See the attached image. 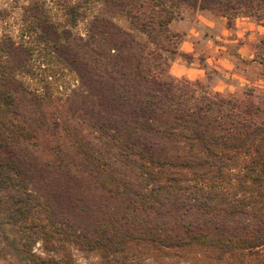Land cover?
<instances>
[{"label":"trees","instance_id":"obj_1","mask_svg":"<svg viewBox=\"0 0 264 264\" xmlns=\"http://www.w3.org/2000/svg\"><path fill=\"white\" fill-rule=\"evenodd\" d=\"M95 1L81 44L31 15L85 87L80 106L31 87V49L0 40V264H264V106L151 72L109 17L140 20L139 0ZM177 2L264 17V0H149L134 28L156 45Z\"/></svg>","mask_w":264,"mask_h":264},{"label":"rangeland","instance_id":"obj_2","mask_svg":"<svg viewBox=\"0 0 264 264\" xmlns=\"http://www.w3.org/2000/svg\"><path fill=\"white\" fill-rule=\"evenodd\" d=\"M139 2L142 6L137 7L144 14L140 20L119 9H114L117 12L109 17L123 29L132 30L133 35H137L143 42L146 51L144 61L151 72L178 79L182 90L187 93L195 90L196 94L203 92H219L224 96L233 94L239 99L251 100L255 104L264 106V33L258 34L256 29L251 28L253 34L249 39L247 36L244 39L245 51L244 56L241 57V52L236 51L241 43L240 39L224 42L219 38H213L211 31H220L223 24L215 26L214 29L201 25L195 12L200 8L177 2L176 7L173 8V18L166 25V31L157 34V43L153 45L149 34H142L134 28L138 22H143L144 26L149 27V5H147L149 0H139ZM104 10L105 6L95 0H0V40L9 36L15 43L31 49L32 75L27 76L25 82L39 90L41 86L48 85L49 92L54 97L61 98V101L56 102L61 106L62 111H65L66 106H80L83 98L81 95L74 96L73 93H80L85 87L80 84L81 80L73 69L57 61L55 55L50 53L51 46L35 41L37 31H32L31 15L36 13L49 18L58 28L69 31L68 39L71 42L81 44L87 37L92 16ZM211 12L218 14L216 11ZM227 18L224 25L232 30V17ZM261 24L264 26V20ZM193 31L197 32L194 49L191 52H184L181 49L183 40L186 39L187 34L191 35L189 37L191 39ZM233 36H236L234 32ZM215 45H223L225 48L216 51ZM80 52L78 50V53ZM217 55L225 65L222 69L226 73L213 66V59ZM183 69H196L199 72L190 70V75L193 76L191 78L175 75ZM246 91L252 94L244 96L243 93ZM68 122L75 124L76 121L69 118ZM88 123L89 120L84 118L82 124L77 126V130L80 135L95 142V132ZM93 194V192L83 193L86 198L92 197Z\"/></svg>","mask_w":264,"mask_h":264},{"label":"crops","instance_id":"obj_3","mask_svg":"<svg viewBox=\"0 0 264 264\" xmlns=\"http://www.w3.org/2000/svg\"><path fill=\"white\" fill-rule=\"evenodd\" d=\"M197 17L199 18V23L201 25H204L210 29H214L217 25H222V29L220 31L212 32L213 38H219L223 40L224 42H231V41H237L240 39L241 43L238 45L236 51L241 52V57L244 56L245 47L246 44L244 42V39H249V36L253 34V31L251 32V28L256 29V33L262 34L264 33V26L261 24L264 20V17L260 20H253L251 17L242 15V14H235L232 16V26L233 29L231 30L230 27H227L225 24L226 20L228 19L226 16L220 15V14H213L211 11L205 10V9H197L196 11ZM256 27V28H255ZM218 29V28H217ZM235 33L236 36L232 37V33ZM193 35L191 39L189 37L190 34H187L186 39L183 40L181 49L184 52H191L194 49V42L196 41V35L197 32H191ZM229 35V36H226ZM225 47L223 45H215V50L220 51L219 49H224ZM246 57V56H245ZM213 66L218 70H223V72L226 73L224 69H222V66H225L220 61V56L217 55L215 59H213ZM190 70L199 72L196 69H183L180 72L175 73L178 76L184 75L186 77H193L190 75ZM174 73V72H173Z\"/></svg>","mask_w":264,"mask_h":264}]
</instances>
